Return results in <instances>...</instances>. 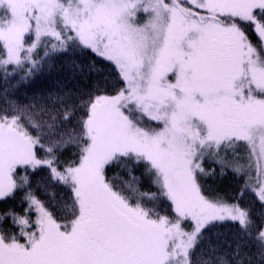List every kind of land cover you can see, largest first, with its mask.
Segmentation results:
<instances>
[{"label":"snow or ice","instance_id":"6c2138e0","mask_svg":"<svg viewBox=\"0 0 264 264\" xmlns=\"http://www.w3.org/2000/svg\"><path fill=\"white\" fill-rule=\"evenodd\" d=\"M0 264H264V0H0Z\"/></svg>","mask_w":264,"mask_h":264},{"label":"trees","instance_id":"16d2710c","mask_svg":"<svg viewBox=\"0 0 264 264\" xmlns=\"http://www.w3.org/2000/svg\"><path fill=\"white\" fill-rule=\"evenodd\" d=\"M61 61H57V67L53 68L50 76L47 70H45V76L49 77V79H55L57 74H58V69H59V64ZM48 81H46L43 77L37 79L35 82L30 83L28 85H22L18 91L16 92V97L23 100V93L24 92H29L31 93L34 89H39L45 86V84ZM214 188H217L222 195H227L229 197H235L238 195L237 191V184L236 182L232 179L231 175L229 174L226 176L223 180L217 179L215 184L213 185ZM249 197H246L245 199L247 200Z\"/></svg>","mask_w":264,"mask_h":264}]
</instances>
